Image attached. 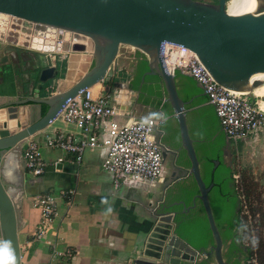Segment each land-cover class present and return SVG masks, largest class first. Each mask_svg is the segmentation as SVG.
Instances as JSON below:
<instances>
[{
  "label": "water",
  "instance_id": "95a60500",
  "mask_svg": "<svg viewBox=\"0 0 264 264\" xmlns=\"http://www.w3.org/2000/svg\"><path fill=\"white\" fill-rule=\"evenodd\" d=\"M226 1L0 0V46L1 42H6L45 53V67L37 76L40 82L54 80L64 61L63 75L55 79V88L51 87L48 95L0 102V157L55 121L66 102L79 90L92 87L110 70L115 71L123 46L142 54L147 69L142 72L140 82L147 75L160 79L164 90L161 101L168 104L170 113L162 118L165 111L157 110L162 116L154 129L155 142L160 150L169 151L162 141L161 126L164 121L173 119L179 147L188 161L187 168L182 169L183 175L192 177L196 193L190 205L173 199V192L169 201L165 195L176 177L168 183L162 177L160 197L155 202L148 201V210L143 211L145 215L141 217L143 223L131 264H224L221 239L207 198L211 183L205 186L200 177L198 158L187 128V113L196 108L186 109V105L196 95L182 99L176 88L175 74L166 72L163 67L161 50L164 42L184 45L196 54L219 85L234 91L246 89L249 93L260 84L250 77L264 72V0H243L245 13L236 15L226 12ZM37 37L43 39L42 47H33ZM50 53L66 56L52 64ZM72 54L84 60L77 70V74L80 73L65 88L57 90L58 80L65 78ZM155 84H150L151 95H155ZM43 105L46 109L41 114ZM148 193L153 195L152 190ZM195 198L202 206L211 236L208 251L192 247L175 231L176 212L170 209L180 206V212H186L194 207ZM17 227L16 209L0 176V253L4 264H19Z\"/></svg>",
  "mask_w": 264,
  "mask_h": 264
},
{
  "label": "crops",
  "instance_id": "0c3cea01",
  "mask_svg": "<svg viewBox=\"0 0 264 264\" xmlns=\"http://www.w3.org/2000/svg\"><path fill=\"white\" fill-rule=\"evenodd\" d=\"M49 55L52 64L66 56L64 53ZM44 56L43 52L1 42L0 102L49 94L55 79L44 88L42 96L35 81V74L45 67ZM141 57L137 49L121 47L115 71L110 70L102 81L91 87L93 94H109V101L117 111L113 119L120 124L130 118H160L162 115L157 110L165 111V115L170 113L168 104L161 101L164 90L159 77L155 82L144 76L143 82H140V73L147 69L141 64ZM174 80L180 95L187 98L196 95L191 101L195 110L209 104L193 78L177 71ZM151 83H156L155 95L150 93ZM172 123L176 127L175 121ZM56 129L72 128L56 119L0 157V176L16 209L19 264L56 262L63 259V255L54 252L65 251L69 252V264H131L134 245L143 223L141 217L145 215L143 211L148 210V201L152 203L160 197L162 176L152 183L121 180L114 187L109 174L100 166L105 150L99 147L85 151L76 163L69 155L44 144V136ZM28 139L37 140L42 160L46 163L44 172L38 176H31L23 168L21 152ZM58 157H61L60 161H56ZM66 189L74 192L69 203L59 195ZM149 190L153 191V195L148 193ZM43 192L55 196L56 215L52 220L55 234L45 233L40 238H34L32 235L37 227L39 212L32 206L31 196ZM1 244L0 235V247ZM0 264H4L1 253Z\"/></svg>",
  "mask_w": 264,
  "mask_h": 264
},
{
  "label": "built area",
  "instance_id": "2783aa9c",
  "mask_svg": "<svg viewBox=\"0 0 264 264\" xmlns=\"http://www.w3.org/2000/svg\"><path fill=\"white\" fill-rule=\"evenodd\" d=\"M161 54L166 72L179 71L193 78L201 86L207 102L214 109L221 131L231 143L256 137L264 125V108L260 106L259 96L229 90L219 85L196 54L184 45L164 42ZM109 99L107 92L93 94L91 87L79 90L66 102L57 118L72 129L53 130L44 136V144L69 155L76 163L81 160L85 151L102 147L105 153L100 166L109 174L114 187L118 186L121 180L131 183H152L160 180V148L154 138V129L159 119L130 118L120 124L113 119L117 111ZM21 156L23 168L28 174L38 176L44 172L46 163L42 160L37 140H26ZM60 160L61 157H58L56 161ZM231 178L241 209H247L245 196L238 188V174L232 173ZM73 193L72 189H66L60 191L59 195L69 203ZM31 204L39 212L37 227L32 236L40 238L45 233L55 234L52 228V220L56 215L54 194H34L31 196ZM247 211L245 210V216L249 217ZM246 244L248 245L247 242ZM248 247L251 251L244 264H259L254 246ZM54 253L63 255V259L46 264H69L68 251Z\"/></svg>",
  "mask_w": 264,
  "mask_h": 264
},
{
  "label": "flooded vegetation",
  "instance_id": "af4514ba",
  "mask_svg": "<svg viewBox=\"0 0 264 264\" xmlns=\"http://www.w3.org/2000/svg\"><path fill=\"white\" fill-rule=\"evenodd\" d=\"M202 1L214 2L213 0ZM180 96L184 99L182 95ZM196 118L195 113L190 112L188 114L187 128L190 132V138L192 139V144L198 158L200 177L205 186L211 183V187L207 192V198L214 225L221 239V258L224 264H244L246 251L249 247L243 239L244 223L241 219V206L236 196L234 182L231 178L233 159L242 146L249 144L259 134L264 132V125L256 134V137L247 138L233 144L219 127L209 126ZM172 121L174 120H166L162 124V141L169 148L168 152L160 150L162 177H165L167 183L170 179L176 177L174 179L175 182H170L169 193L165 196L168 199L172 194L171 192H178L184 186L188 185L195 189V192L191 195L192 198L196 193V187L190 175H183L182 169L187 168L188 161L184 151L179 147L177 128L173 125ZM205 152L211 156L210 165H204L202 159L199 157L200 155H204ZM191 203L190 199V202L186 203V205H190ZM170 210L176 212L175 216L178 213L182 214L180 208ZM194 212V215L198 219L205 218L202 206L196 198L194 199V207L183 213L193 214ZM204 235L209 243L200 249L208 251L211 244L209 230ZM209 258H212V256H209Z\"/></svg>",
  "mask_w": 264,
  "mask_h": 264
},
{
  "label": "rangeland",
  "instance_id": "374dc122",
  "mask_svg": "<svg viewBox=\"0 0 264 264\" xmlns=\"http://www.w3.org/2000/svg\"><path fill=\"white\" fill-rule=\"evenodd\" d=\"M83 61H81L80 66ZM78 74L76 71L73 78ZM188 134L190 136L189 130ZM232 173L238 174V188L245 196L247 209H241V219L244 223V242H247L249 246L252 241L255 246L256 243L262 244L264 243V132L249 144L242 146L235 154ZM249 207L254 208L255 213L253 215ZM245 210H248L249 217L245 216ZM258 261L259 264H264V254L261 259L258 258Z\"/></svg>",
  "mask_w": 264,
  "mask_h": 264
},
{
  "label": "trees",
  "instance_id": "16d2710c",
  "mask_svg": "<svg viewBox=\"0 0 264 264\" xmlns=\"http://www.w3.org/2000/svg\"><path fill=\"white\" fill-rule=\"evenodd\" d=\"M213 1L215 2V0ZM141 64H143V66L144 65L146 66L145 61L143 59H141ZM63 67H64V61L61 62V67L58 69L59 72L56 73L54 77L55 79L62 77L63 71H64ZM56 69H57V66H56ZM140 74H142V72ZM37 76L38 74H35V81L37 85L40 86L38 90H39L40 95L42 96L44 95V88L51 83L52 79H48L44 82H40L37 79ZM145 78L152 79L155 82L158 79L156 75H147L145 76ZM105 82L108 83V81H105ZM134 83H136V81ZM183 98L187 99V96L183 95ZM192 105H193L192 103L186 105V109H189ZM45 109L46 107L43 105L41 108V114L44 113ZM190 112L195 113L197 117L196 119H199V121H201L202 123L208 124L209 126H212V127L214 126L219 127L218 120L214 113V109L212 105L207 104L201 107L200 110H195V109L193 111L189 110L187 113V123H188V114H190ZM199 157L202 159L204 165H210L211 156L208 153L205 152L204 155H200ZM193 192H195L194 188L188 185L184 186L181 190L173 194V199H181L184 201L185 204L189 203ZM179 208L180 206H177V207L175 206V207H172L171 209H179ZM249 209H251L250 212L253 215L255 213L254 208L249 207ZM194 214L195 212L193 214L178 213V215H176L174 219V222L176 224L175 231L179 237H181L183 240L188 242L192 247L202 248L209 243V241L206 239L204 235V233L208 230L207 222L204 217L201 219H198L196 215ZM251 245L254 246L258 258L261 259L264 254V243L262 244L256 243V246H255V243H253L252 241ZM250 251L251 249L249 247L246 251V256L248 255V253H250Z\"/></svg>",
  "mask_w": 264,
  "mask_h": 264
},
{
  "label": "bare ground",
  "instance_id": "6f19581e",
  "mask_svg": "<svg viewBox=\"0 0 264 264\" xmlns=\"http://www.w3.org/2000/svg\"><path fill=\"white\" fill-rule=\"evenodd\" d=\"M243 5V0H227L226 1V5H225V9L226 12L228 14L231 15H236V14H242L245 13V11L242 8ZM49 36V33L48 35ZM43 38V37H42ZM39 38L37 37L35 40H33V47H37V46H43V39L38 40ZM41 39V38H40ZM88 44V43H86ZM83 59L81 57H79L76 54H72L70 56V58L68 59V68H67V72H66V76L64 79H60L58 80L57 83V90H61L63 88L66 87V85L72 81L74 74L76 73V71L78 70V67L81 64V61ZM250 80H259L260 84L255 86L251 91H249V93H251L252 95L255 96H259L260 97V106L262 108H264V103H263V96H264V72H258L253 74L250 77ZM241 92H248V90H241Z\"/></svg>",
  "mask_w": 264,
  "mask_h": 264
}]
</instances>
